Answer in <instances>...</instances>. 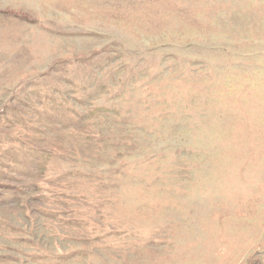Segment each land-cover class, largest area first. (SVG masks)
<instances>
[{
	"label": "rangeland",
	"instance_id": "1",
	"mask_svg": "<svg viewBox=\"0 0 264 264\" xmlns=\"http://www.w3.org/2000/svg\"><path fill=\"white\" fill-rule=\"evenodd\" d=\"M0 264H264V0H0Z\"/></svg>",
	"mask_w": 264,
	"mask_h": 264
}]
</instances>
